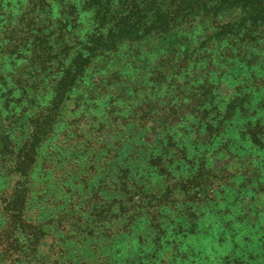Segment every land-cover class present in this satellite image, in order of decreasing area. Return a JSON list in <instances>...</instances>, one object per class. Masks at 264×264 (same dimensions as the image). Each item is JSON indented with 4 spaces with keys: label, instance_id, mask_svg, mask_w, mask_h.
I'll use <instances>...</instances> for the list:
<instances>
[{
    "label": "rangeland",
    "instance_id": "rangeland-1",
    "mask_svg": "<svg viewBox=\"0 0 264 264\" xmlns=\"http://www.w3.org/2000/svg\"><path fill=\"white\" fill-rule=\"evenodd\" d=\"M25 1L30 2L18 0L0 11L15 29L27 19L38 21ZM79 1L45 0L43 28L37 29L52 49L55 41L70 47L67 58L51 59L46 72L31 62L6 59L7 48L22 36L19 31L11 33L10 42L0 41V95L5 89L29 90L31 82L47 90L60 81L52 63L75 58L83 28H89L88 17L81 16L85 12H75ZM229 16L222 20L236 13ZM158 43L149 38L134 46L154 47L152 52L167 47ZM255 49L264 54V44ZM117 58L125 63L114 69L131 62L142 67L149 60ZM99 75H93L97 82ZM252 75L246 100L226 107V99L197 96L172 108L158 99L139 120L101 118L99 109L92 118L80 117L75 85L55 118L40 113L38 128L30 124L37 109L21 102L3 108L0 264H264V89L258 90L262 71ZM77 87L85 94L91 90L88 81ZM220 93L228 94L227 88ZM258 134L263 136L256 143ZM234 148L245 157L232 155ZM150 154L158 160H145ZM195 161L203 174L197 194L178 191L194 175ZM17 170L26 171L25 179ZM19 181L24 196L11 190ZM208 199L218 204L219 213L203 211ZM21 230L35 246L28 256L11 251L19 247L20 240L13 239Z\"/></svg>",
    "mask_w": 264,
    "mask_h": 264
},
{
    "label": "trees",
    "instance_id": "trees-1",
    "mask_svg": "<svg viewBox=\"0 0 264 264\" xmlns=\"http://www.w3.org/2000/svg\"><path fill=\"white\" fill-rule=\"evenodd\" d=\"M16 2L18 0H0V11ZM25 2V7L38 15L39 18L35 17L38 21L27 19L21 25L23 28L15 29L10 19L0 14V41L10 42L11 33L19 31L22 36L18 43L7 48L6 59L11 64L31 62L42 74L49 69L51 59H66L70 47L59 41L54 42L57 46L53 49L47 46L41 30L37 29L43 28L39 20L46 6L45 0ZM76 11L85 12L81 16L88 17L89 28H83L75 58L68 59L65 64L52 63L51 67L60 72V81L47 90H41L33 82L28 85L29 90L21 88L16 94L5 89V94L0 95V112L3 108L7 110L12 103L21 102L37 109L39 114L31 116L30 124L38 128L40 113L46 110L48 118H55L65 95L73 90L74 85L75 108L81 109L80 117L92 118L93 111L99 109L97 113L101 118L126 120L137 116L136 120H139L146 114V108L149 105L156 107L159 100L166 101L173 108L181 101L197 96L226 99L227 107L234 100L250 98L247 88L252 72L257 68L262 71L258 90L264 89V54L255 51L264 44V0H80ZM232 13H236L232 20H222L226 18L223 16L231 17L229 14ZM28 37L31 39L29 45ZM149 38H155L159 42L157 46L165 48L163 44L167 43V47L152 52L154 47L139 50L134 46ZM119 55L149 60L142 67L131 62L114 69L115 65L125 63L117 58ZM256 56L259 58L257 63L254 62ZM62 65L65 67L61 68ZM95 73L103 76L99 82L93 76ZM83 81H88L90 86L88 94L77 87ZM223 87L227 88L228 94L220 93ZM47 96L44 101L42 98ZM76 109L75 113H78ZM216 127L219 131V124ZM261 136L258 134L254 141L260 142ZM240 137L241 134L237 135L235 141L240 142ZM244 141L252 144L249 137ZM236 149L232 150V155L245 157ZM151 156L145 160H158L157 155ZM195 164L194 175L186 178L183 188L178 191L197 194V182L203 174L196 161ZM14 165L18 166L17 163ZM17 175L25 179L26 171L17 170ZM23 185L19 181L11 190L24 196L26 192L21 189L26 188ZM212 201L208 199L202 206L207 214L220 211L218 204ZM1 203L8 205L10 202ZM12 223L19 226L15 220ZM11 236L5 235L4 238ZM13 240H20L19 247L11 250L14 254L28 256L34 252L35 246L29 245L23 230L16 233Z\"/></svg>",
    "mask_w": 264,
    "mask_h": 264
}]
</instances>
